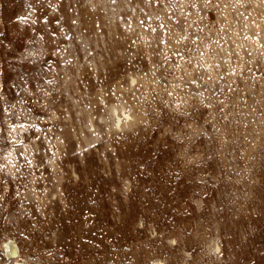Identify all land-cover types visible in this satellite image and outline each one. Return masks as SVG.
Here are the masks:
<instances>
[{"label": "rangeland", "instance_id": "rangeland-1", "mask_svg": "<svg viewBox=\"0 0 264 264\" xmlns=\"http://www.w3.org/2000/svg\"><path fill=\"white\" fill-rule=\"evenodd\" d=\"M0 264H264V0H0Z\"/></svg>", "mask_w": 264, "mask_h": 264}, {"label": "bare ground", "instance_id": "bare-ground-1", "mask_svg": "<svg viewBox=\"0 0 264 264\" xmlns=\"http://www.w3.org/2000/svg\"><path fill=\"white\" fill-rule=\"evenodd\" d=\"M109 115H110L111 118H112L113 116H115V110H112L111 113H110ZM214 244H215V242H214ZM213 246H215V245H213ZM215 247H216V246H215Z\"/></svg>", "mask_w": 264, "mask_h": 264}]
</instances>
